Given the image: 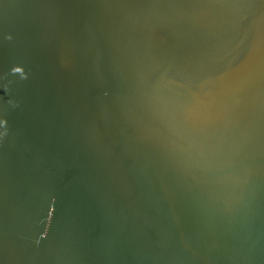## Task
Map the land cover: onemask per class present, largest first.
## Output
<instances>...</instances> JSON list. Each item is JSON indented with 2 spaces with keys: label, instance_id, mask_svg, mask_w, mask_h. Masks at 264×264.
<instances>
[{
  "label": "water",
  "instance_id": "95a60500",
  "mask_svg": "<svg viewBox=\"0 0 264 264\" xmlns=\"http://www.w3.org/2000/svg\"><path fill=\"white\" fill-rule=\"evenodd\" d=\"M0 119V264H264V0H0Z\"/></svg>",
  "mask_w": 264,
  "mask_h": 264
},
{
  "label": "snow or ice",
  "instance_id": "6c2138e0",
  "mask_svg": "<svg viewBox=\"0 0 264 264\" xmlns=\"http://www.w3.org/2000/svg\"><path fill=\"white\" fill-rule=\"evenodd\" d=\"M0 121H4L3 119H0ZM5 122V121H4ZM6 128V122L3 125H0V134H3ZM3 136L0 135V138H2ZM39 241H37L38 243Z\"/></svg>",
  "mask_w": 264,
  "mask_h": 264
},
{
  "label": "clouds",
  "instance_id": "9594fccd",
  "mask_svg": "<svg viewBox=\"0 0 264 264\" xmlns=\"http://www.w3.org/2000/svg\"><path fill=\"white\" fill-rule=\"evenodd\" d=\"M4 123H5L4 121H0V125H3ZM6 131H7V129L5 128V131H4V133H3V134H0V135L4 136V135H5V133H6Z\"/></svg>",
  "mask_w": 264,
  "mask_h": 264
}]
</instances>
